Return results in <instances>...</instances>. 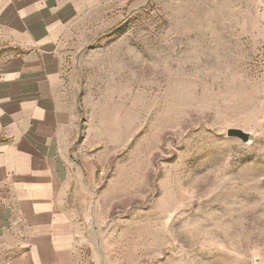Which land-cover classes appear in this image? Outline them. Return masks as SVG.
Returning <instances> with one entry per match:
<instances>
[{"label": "rangeland", "instance_id": "1", "mask_svg": "<svg viewBox=\"0 0 264 264\" xmlns=\"http://www.w3.org/2000/svg\"><path fill=\"white\" fill-rule=\"evenodd\" d=\"M99 1L66 50L82 264H264V0Z\"/></svg>", "mask_w": 264, "mask_h": 264}, {"label": "crops", "instance_id": "2", "mask_svg": "<svg viewBox=\"0 0 264 264\" xmlns=\"http://www.w3.org/2000/svg\"><path fill=\"white\" fill-rule=\"evenodd\" d=\"M99 0H0V264H82L66 54Z\"/></svg>", "mask_w": 264, "mask_h": 264}, {"label": "water", "instance_id": "3", "mask_svg": "<svg viewBox=\"0 0 264 264\" xmlns=\"http://www.w3.org/2000/svg\"><path fill=\"white\" fill-rule=\"evenodd\" d=\"M234 132H235V134H236L238 137H240L244 142L249 141L250 137H249V134H248V133H244V132H242V131H240V130H235Z\"/></svg>", "mask_w": 264, "mask_h": 264}]
</instances>
